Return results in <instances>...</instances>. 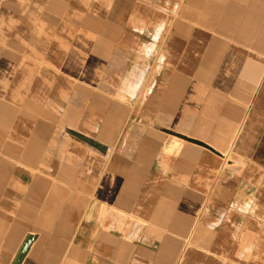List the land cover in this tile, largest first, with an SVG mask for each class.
<instances>
[{"label": "crops", "instance_id": "0c3cea01", "mask_svg": "<svg viewBox=\"0 0 264 264\" xmlns=\"http://www.w3.org/2000/svg\"><path fill=\"white\" fill-rule=\"evenodd\" d=\"M0 264H264V0H0Z\"/></svg>", "mask_w": 264, "mask_h": 264}, {"label": "water", "instance_id": "95a60500", "mask_svg": "<svg viewBox=\"0 0 264 264\" xmlns=\"http://www.w3.org/2000/svg\"><path fill=\"white\" fill-rule=\"evenodd\" d=\"M188 140H189V139H188ZM192 142H194V143H196V144H199V145H203L202 143H198L197 141H192ZM28 241H29V240H27V241L25 242V244L23 245V247L21 248L19 254L17 255V260H20V259L23 257V255L25 254V252H26V250H27V248H28V247H27Z\"/></svg>", "mask_w": 264, "mask_h": 264}]
</instances>
